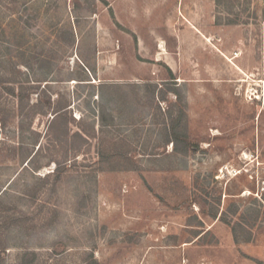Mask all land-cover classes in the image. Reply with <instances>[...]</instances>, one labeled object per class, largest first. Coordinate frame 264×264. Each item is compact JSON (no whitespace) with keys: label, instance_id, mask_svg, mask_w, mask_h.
Returning a JSON list of instances; mask_svg holds the SVG:
<instances>
[{"label":"rangeland","instance_id":"rangeland-1","mask_svg":"<svg viewBox=\"0 0 264 264\" xmlns=\"http://www.w3.org/2000/svg\"><path fill=\"white\" fill-rule=\"evenodd\" d=\"M0 264H264V0H0Z\"/></svg>","mask_w":264,"mask_h":264},{"label":"trees","instance_id":"trees-1","mask_svg":"<svg viewBox=\"0 0 264 264\" xmlns=\"http://www.w3.org/2000/svg\"><path fill=\"white\" fill-rule=\"evenodd\" d=\"M166 67H167V70H168L167 71V74L168 75H167V77L165 79H162V84H163V82H164V84H167V85H171L172 83H176V79H177L176 74L167 65H166ZM154 86H155L154 91L157 93L156 90L158 88V84H154ZM21 87L25 90V87L24 86H21ZM8 89L10 90V92L16 94L15 96L18 98V101L21 102L20 105H18L19 106V109H21V107L23 105V101L26 99V96H27L26 93H23V89H22V91H19V92H16V90H15L16 88L9 87ZM161 89L162 88L158 89V94L162 91ZM169 89H170V91L177 92L178 93V97L179 98L181 97V94L177 91V89L172 88L171 86L168 88V90ZM27 99H28V97H27ZM163 99H165V98H163ZM68 109H69V106L68 105L58 106L55 109V111H54L57 114H56V117H54L53 121L57 117H59V115L63 114L65 111H68ZM169 112L171 114V109H169ZM3 119L2 120L4 122L5 121V118H3ZM165 130L167 131V133L169 135V138L167 137L166 141L167 142H172L173 145H174L173 151H175V152H178V151L182 152V151H184V152L187 153L188 151H190V149H193L194 148L195 143L192 142V140L189 138L186 124H183L181 119H172L166 125ZM58 141H60V140H58ZM53 160L56 161L57 164H61L60 161L56 160L55 158H53ZM62 173L63 172L61 171V168L58 167V168H56V170H54L49 175L55 176L56 180H58L62 176ZM194 201H199L201 204H203V202L201 200H199V199L197 200L196 198H194Z\"/></svg>","mask_w":264,"mask_h":264},{"label":"crops","instance_id":"crops-1","mask_svg":"<svg viewBox=\"0 0 264 264\" xmlns=\"http://www.w3.org/2000/svg\"><path fill=\"white\" fill-rule=\"evenodd\" d=\"M187 26L188 27L185 28V33L183 35L177 30V33L176 31L172 33L166 32L162 35V39L157 41V43L155 41L157 47H155V54L153 59L157 61L164 60L166 65L171 68V70L175 74H177L178 72L174 70L173 63L176 59H179L178 56H180V54L182 53L183 48H187L189 43L192 45L193 42H197V35H200V37L207 36L198 26H194L193 24Z\"/></svg>","mask_w":264,"mask_h":264}]
</instances>
